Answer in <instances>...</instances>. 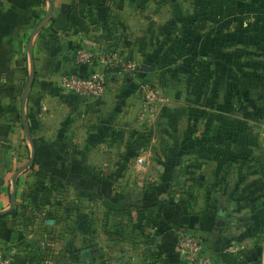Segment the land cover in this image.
Instances as JSON below:
<instances>
[{"label":"rangeland","instance_id":"1","mask_svg":"<svg viewBox=\"0 0 264 264\" xmlns=\"http://www.w3.org/2000/svg\"><path fill=\"white\" fill-rule=\"evenodd\" d=\"M95 1L97 13L85 7L83 16L103 29L109 25L102 48L139 65L135 76L99 66L106 91L118 89L111 85L115 78L137 81L125 141L140 146L126 152L139 166L127 168L118 191L145 188L155 199L111 207L104 192L91 193L90 183L45 178L46 188L32 195L26 182L10 217L22 235V245L11 251L14 264H165L147 212L165 202L217 214L231 210L243 223L264 213V0ZM126 45H141L146 55L139 59ZM142 64L154 69L142 71ZM147 84L156 94L152 101ZM33 165L23 175H39ZM19 185L10 183V191ZM238 207L243 210L233 214Z\"/></svg>","mask_w":264,"mask_h":264},{"label":"crops","instance_id":"2","mask_svg":"<svg viewBox=\"0 0 264 264\" xmlns=\"http://www.w3.org/2000/svg\"><path fill=\"white\" fill-rule=\"evenodd\" d=\"M96 4L100 3L0 0V248L10 253L22 245V235L10 217L17 212L16 197L23 193L26 182L32 195L46 188L42 183L48 178L59 183H90L91 193L98 197L104 192L111 207L118 201L122 206L145 205L155 199L145 188L119 192L117 187L127 182V168L137 164L126 152L140 149L138 143L125 141L130 122L127 108L137 102V97L132 98L138 93L133 90L137 81L112 78L111 85L118 89H108L100 98H79L59 87L64 74H88L101 67L97 63L79 64L75 58L78 46L88 45L87 39L97 40L93 42L97 51L105 49L101 40L109 25L103 29L101 23L83 16L85 7L93 8L89 12L96 14ZM124 36L128 38V34ZM126 47L139 59L146 55L141 45ZM114 74L120 75V71ZM140 131L136 130V137ZM35 142L39 146L37 154ZM35 154L33 163L39 175L24 176ZM141 158L146 157L143 154ZM14 181L20 184L19 189L11 192L10 183ZM167 204L147 208L149 218L157 223L155 226L153 222L148 232L155 234L157 256L165 264H177L180 259L176 242L183 231L201 236L216 264H264L263 237L259 233L264 229L263 212L251 214L243 223L242 218L231 215V210L217 214L183 203ZM242 210L238 207L233 214ZM234 244L245 247L229 251Z\"/></svg>","mask_w":264,"mask_h":264},{"label":"built area","instance_id":"3","mask_svg":"<svg viewBox=\"0 0 264 264\" xmlns=\"http://www.w3.org/2000/svg\"><path fill=\"white\" fill-rule=\"evenodd\" d=\"M96 44L91 42L88 45H81L76 52V61L79 64L95 65L105 68L119 69L127 71L132 76L139 72V65L135 62H124L123 56L117 51H97ZM60 86L79 98H100L107 89V79L104 71L97 69L91 70L88 74H79L76 72L67 73L61 76ZM149 101L156 98V94L151 85L144 87ZM146 160L140 159L141 167H144ZM264 246V236L262 238ZM244 245L234 244L229 248L231 252H237L244 249ZM177 253L186 264H216L213 255L207 249L204 241L198 235L190 231L180 233L176 242ZM0 264H14V258L5 248H0Z\"/></svg>","mask_w":264,"mask_h":264},{"label":"water","instance_id":"4","mask_svg":"<svg viewBox=\"0 0 264 264\" xmlns=\"http://www.w3.org/2000/svg\"><path fill=\"white\" fill-rule=\"evenodd\" d=\"M141 69L143 71H152L154 68L151 67V66H148L146 64H142L141 65ZM35 157H36V154H35V156H33V159H32V162L31 163H33V161L35 160ZM91 250H92V248H88V249H85L84 251H81V253L84 254V255H87V254L90 253ZM95 251H96V249H95Z\"/></svg>","mask_w":264,"mask_h":264},{"label":"trees","instance_id":"5","mask_svg":"<svg viewBox=\"0 0 264 264\" xmlns=\"http://www.w3.org/2000/svg\"><path fill=\"white\" fill-rule=\"evenodd\" d=\"M81 47V45L80 46H78V48H80ZM78 48L76 49V51H75V58H76V52H77V50H78ZM141 68V67H140ZM142 70V69H141ZM107 73L108 72H113L114 70H112V69H107V70H105ZM118 70L117 69H115V72H117ZM143 71V70H142ZM35 147H36V154L38 153V150H39V146L36 144V142H35ZM34 166V165H33ZM149 218V217H148ZM149 220L151 221V219L149 218ZM199 237H201V236H199ZM201 239L204 241V243H205V240L201 237ZM89 248V247H88ZM88 248H86V249H88ZM79 254H80V257H85L86 255H84V254H82L81 253V251H79ZM183 262V261H182Z\"/></svg>","mask_w":264,"mask_h":264}]
</instances>
